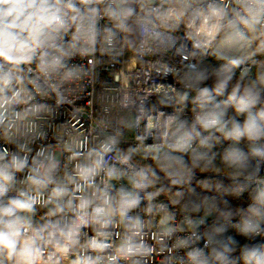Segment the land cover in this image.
Instances as JSON below:
<instances>
[{
	"label": "built area",
	"instance_id": "2783aa9c",
	"mask_svg": "<svg viewBox=\"0 0 264 264\" xmlns=\"http://www.w3.org/2000/svg\"><path fill=\"white\" fill-rule=\"evenodd\" d=\"M61 2L70 3L76 11L63 9L65 27L51 41L54 47L37 48L30 60L19 63L0 57V168L9 166L12 176L0 205L7 206L20 192L35 195L28 178L41 164L54 165L50 182L40 189L41 200H48L58 187L66 188V194L53 198L54 203L34 205L31 214L21 213L30 215L33 227L70 223L76 213L66 207L69 201L73 208L81 198L92 201L87 208L88 223L79 227L78 243L59 264H72L78 257H100L98 264H264L263 210L247 221L250 253L254 252L256 259H246L248 254L238 259L236 253H213L204 218L186 213L167 195L154 192L148 168L130 153L186 156L205 152L220 140L229 146L240 141L225 137L215 127L204 129L197 123L201 111H186L172 103L180 92L189 98L206 90L205 85L192 87L191 73L214 48L230 49L220 44L223 30L206 47H196L200 41L187 27L193 12L212 3L235 8L234 0H136L135 14L125 10V0ZM232 18L229 13L228 19ZM131 22H135V41L128 52L125 33ZM53 60L58 63L53 65ZM259 61L254 55L234 70L243 74ZM224 102L219 99L216 105L222 108ZM123 111L133 115L128 137L120 134ZM103 146L111 150L103 152ZM256 146L264 152V140ZM97 160L100 167L87 186L79 170L92 167ZM13 162L23 167L17 170L11 166ZM238 182L261 194L264 155L254 154L252 176ZM101 193L107 194L114 210L121 201L129 205L123 217L119 211L105 217L111 222L103 229L91 220L96 207H107L99 198ZM57 204L64 211L55 212ZM49 212L54 214L49 216ZM133 223L139 227L131 228ZM99 231L109 235L98 236ZM129 237L133 245L142 247L121 254ZM93 239L109 247L102 251L82 247ZM52 251L48 246L43 259ZM6 264H16V260L9 259Z\"/></svg>",
	"mask_w": 264,
	"mask_h": 264
},
{
	"label": "clouds",
	"instance_id": "9594fccd",
	"mask_svg": "<svg viewBox=\"0 0 264 264\" xmlns=\"http://www.w3.org/2000/svg\"><path fill=\"white\" fill-rule=\"evenodd\" d=\"M234 3L235 8L221 7L212 3L208 5L207 9H197L193 12L187 25L192 30L191 35L200 41L196 43V47L202 45L206 47L223 30L224 34L220 40L222 46L236 48L238 51L245 50V54L237 58L222 57L227 60V63L217 73V93L223 92L232 80V69L255 55L254 51L246 50L251 47L253 40L257 37L255 35L246 36L243 29H247L251 33L259 32L260 36H264V0H234ZM65 8L76 11L70 3L62 4L61 0H0V57L6 61L19 63L22 60H30L37 48L54 47L51 41L54 40L55 34L65 27L63 11ZM229 13L232 14V19H228ZM197 20H199L198 25ZM240 25L243 26V29L239 27ZM260 50H264V42L256 51ZM57 63L55 60L52 61L53 65ZM41 67L43 68V64ZM247 71L245 69V73ZM203 78V76L197 77V79ZM258 84L264 85V74L259 76L258 81H252L245 85L243 94L238 97L237 93L241 90V83L237 82L226 102V104L234 105L237 113L247 114L243 126L233 121L232 128L226 130L225 122L221 119L224 115L221 106L214 105L207 108L209 102L207 99L200 105L201 113L197 115V123L204 129L215 127L227 138L239 140L241 137H247L253 141L252 152L255 155H264L261 148L256 146L259 141L264 140V107L255 114L252 111L257 102L264 103L261 101V91L264 89L258 87ZM207 95V90L201 92L202 97H207ZM110 150V146L102 147L103 152ZM100 163L101 161L97 160L92 167L79 170L78 175L87 186H91L90 178L100 167ZM11 166L19 170L23 164L13 162ZM8 167L5 165L0 168V196L8 190V185L12 181V176L7 171ZM52 167L54 165L45 167L41 164L35 169L36 174L28 178L30 184L35 186V195H31L29 192H20L19 198L10 199L7 206L0 205V254H6L10 259L14 258L16 264H59L60 259L66 256L73 245L78 243L80 225L88 223L87 208L92 201L83 198L75 208L72 207L71 201L66 205L70 211L76 213V219L70 223L62 224L57 221L33 227L30 215H21V213L31 214L34 210L33 206L38 203H54L53 198L66 194V188L58 187L53 190L52 196L48 200H41L40 189L50 182L49 174ZM69 182L71 183L72 180L70 179ZM79 187L77 185L78 189ZM99 198L102 199V204L107 207H96L91 215V220L98 224L100 229H103L111 222L105 217H110L114 211H119L123 217L124 211L129 205L127 202L121 201L119 207L114 210L107 194L101 193ZM259 199L261 203H264V192L260 194ZM62 211L64 208L57 204L55 212ZM53 214V212H49L48 215ZM130 227L138 228L139 225L133 223ZM97 234L103 237L109 235L103 231H99ZM135 234L137 233H133V235ZM48 246H51L54 251L48 253L47 259H43ZM82 247L102 251L109 245L93 239ZM141 247L142 245H133L131 237H129L122 245L120 252L127 255L139 251ZM226 251H230V249H226ZM57 253H60L61 256L58 257ZM245 258L256 259V255L253 252ZM99 259L100 257L95 260L78 257L72 264H98ZM110 259L115 260L116 257Z\"/></svg>",
	"mask_w": 264,
	"mask_h": 264
},
{
	"label": "trees",
	"instance_id": "16d2710c",
	"mask_svg": "<svg viewBox=\"0 0 264 264\" xmlns=\"http://www.w3.org/2000/svg\"><path fill=\"white\" fill-rule=\"evenodd\" d=\"M245 35L257 37L246 51H254L255 56L263 63L243 74L232 69V80L223 92L217 93V73L227 63L222 57L242 55L245 54V50L238 51L236 48L225 50L216 47L189 77L193 88L202 85L207 87V97H202L201 93L196 91L191 97L186 98L180 92L172 103L186 111H201L200 105L205 99L209 101L207 108L216 105L219 99H225L221 108L224 112L221 119L225 122L226 129L232 128L233 121L243 126L247 114L237 113L234 105L226 104L228 97L237 82L241 83V90L237 93L239 97L243 94L245 85L258 81L259 76L264 74V50L256 51L264 42V36H260L259 32L251 33L247 29ZM198 76L204 78L197 79ZM258 87L264 89V85L258 84ZM261 101H264V91H261ZM262 107L264 103L257 102L252 111L257 112ZM252 148L253 141L241 137L240 141L232 146L218 141L203 153L186 156L139 155L134 156V159L148 168V179L154 192L167 195L177 208L186 213L204 218V229L212 242L211 252L236 253L240 259L252 250L251 229L247 221L258 217L261 210L264 211V203L260 202V195L254 187L223 178L219 174L238 179L252 176L254 159ZM7 262V255L0 254V264Z\"/></svg>",
	"mask_w": 264,
	"mask_h": 264
},
{
	"label": "rangeland",
	"instance_id": "374dc122",
	"mask_svg": "<svg viewBox=\"0 0 264 264\" xmlns=\"http://www.w3.org/2000/svg\"><path fill=\"white\" fill-rule=\"evenodd\" d=\"M135 8H136V0H125V10L129 14H135ZM125 40H126L125 42H126V46H127V48L125 46V51L127 50L129 52L130 48H133V42L135 41V22H131L128 25V28H127L126 33H125ZM261 63H263V62L259 61L258 65H260ZM132 130H133V115H132V113H130L128 111H123L121 114V119H120V134L122 136L128 137L132 134ZM220 141L223 142V140H220ZM123 146L130 147V145L127 143L126 144L123 143ZM130 153L133 156L141 155L137 152H130ZM163 156H166V155H163ZM223 178H225V175L223 176ZM226 178H229V177L227 176ZM238 180H241V179L237 178L236 181H238ZM9 259L10 258L7 257V261H9Z\"/></svg>",
	"mask_w": 264,
	"mask_h": 264
}]
</instances>
